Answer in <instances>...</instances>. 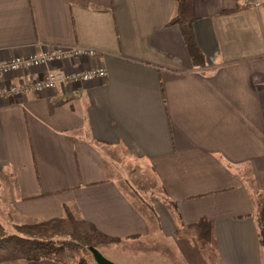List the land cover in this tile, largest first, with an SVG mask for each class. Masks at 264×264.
Returning a JSON list of instances; mask_svg holds the SVG:
<instances>
[{"label": "crops", "instance_id": "1", "mask_svg": "<svg viewBox=\"0 0 264 264\" xmlns=\"http://www.w3.org/2000/svg\"><path fill=\"white\" fill-rule=\"evenodd\" d=\"M175 10V0H0V61L80 46L96 54L53 67L107 70L0 99L7 231L69 207L114 238L103 248L118 264H264V4L192 0L203 66L168 24ZM44 70L0 73V87ZM203 218L215 244L176 236Z\"/></svg>", "mask_w": 264, "mask_h": 264}, {"label": "trees", "instance_id": "2", "mask_svg": "<svg viewBox=\"0 0 264 264\" xmlns=\"http://www.w3.org/2000/svg\"><path fill=\"white\" fill-rule=\"evenodd\" d=\"M175 14L168 23L178 25L195 66L205 64L194 30L192 0H175ZM258 225L264 247V209ZM8 232L0 222V264L51 259L63 264H98L91 247L99 249L114 238L100 232L92 223L66 207V216L17 225ZM177 237L193 236L200 247L216 243L213 223L203 218L176 231Z\"/></svg>", "mask_w": 264, "mask_h": 264}, {"label": "built area", "instance_id": "3", "mask_svg": "<svg viewBox=\"0 0 264 264\" xmlns=\"http://www.w3.org/2000/svg\"><path fill=\"white\" fill-rule=\"evenodd\" d=\"M239 2L243 6L253 9H258L264 4L262 0H239ZM95 54V50L80 46L55 47L53 49H44L28 56L0 61V73L12 71L29 72L36 68L45 69L41 76L28 82L8 84L0 87V99L17 94L20 91L37 93L44 90L57 89L68 84L84 86L97 78H104L107 76V70L102 66H93L87 69L74 67L70 70L53 67L54 64L60 62L71 61L83 56L91 57Z\"/></svg>", "mask_w": 264, "mask_h": 264}, {"label": "water", "instance_id": "4", "mask_svg": "<svg viewBox=\"0 0 264 264\" xmlns=\"http://www.w3.org/2000/svg\"><path fill=\"white\" fill-rule=\"evenodd\" d=\"M91 251L98 264H117L104 256V254L99 249L91 247Z\"/></svg>", "mask_w": 264, "mask_h": 264}, {"label": "rangeland", "instance_id": "5", "mask_svg": "<svg viewBox=\"0 0 264 264\" xmlns=\"http://www.w3.org/2000/svg\"><path fill=\"white\" fill-rule=\"evenodd\" d=\"M22 224H25V223H22ZM18 225H20V224H18ZM16 227H17V225L14 228H12V229L10 228V231H12V233H17L18 232L17 231L18 229ZM10 231H8V232H10ZM99 250L104 254V256H106L108 259H110L111 261H113L111 255H110L109 250H107L105 247L103 248V245H100L99 246Z\"/></svg>", "mask_w": 264, "mask_h": 264}]
</instances>
